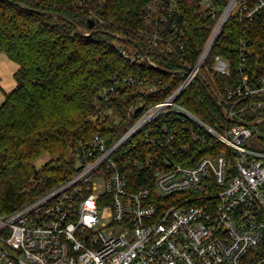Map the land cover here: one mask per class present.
Wrapping results in <instances>:
<instances>
[{
	"label": "built area",
	"instance_id": "obj_1",
	"mask_svg": "<svg viewBox=\"0 0 264 264\" xmlns=\"http://www.w3.org/2000/svg\"><path fill=\"white\" fill-rule=\"evenodd\" d=\"M206 1L144 7L150 29L137 33L147 53L174 57L181 82L164 100L132 104L124 114L110 106L116 88L146 83L144 94L153 96L161 89L156 80L118 77L99 94L93 120L114 125L76 146L69 179L0 215V264H264V124L258 133L239 123L264 120L246 119L264 115V62L262 74L251 69L245 40L236 62L214 52L230 21L248 29L264 19V0H217L220 16L203 10ZM192 3L210 33L188 58L194 38L182 13ZM132 44L134 53L117 50L131 63L156 66ZM195 81L227 113L219 128L180 102Z\"/></svg>",
	"mask_w": 264,
	"mask_h": 264
},
{
	"label": "trees",
	"instance_id": "obj_2",
	"mask_svg": "<svg viewBox=\"0 0 264 264\" xmlns=\"http://www.w3.org/2000/svg\"><path fill=\"white\" fill-rule=\"evenodd\" d=\"M150 1L0 0V53L20 65L15 73L17 87L4 92L5 101L0 105V215L12 213L73 175L76 146L93 134H105L114 125L108 120L94 121L93 115L99 94L110 88L115 78H147L156 80L161 88L146 96V83L118 86L110 106L123 114L132 104L147 107L164 100L181 82L174 57L159 50L147 53L146 42L137 33L150 29L143 19V9ZM94 14L103 22L97 21L91 28L89 19ZM202 15L196 3L182 13L185 27L194 38L187 42L188 58L198 54L210 33ZM77 28L85 34L94 33L81 36ZM122 38L142 47L156 66L124 58L117 46L135 47ZM241 40L248 44L251 69L262 74L264 19H256L248 29L230 21L214 52L236 62ZM216 81L223 85V78L216 77ZM180 102L216 128L223 121L217 99L200 81L191 83ZM259 116L264 117L255 114L246 119ZM121 125L125 127L128 122ZM47 155L51 159L37 168L36 162Z\"/></svg>",
	"mask_w": 264,
	"mask_h": 264
},
{
	"label": "rangeland",
	"instance_id": "obj_3",
	"mask_svg": "<svg viewBox=\"0 0 264 264\" xmlns=\"http://www.w3.org/2000/svg\"><path fill=\"white\" fill-rule=\"evenodd\" d=\"M203 10H212L216 12L217 16H220L224 11L222 5H219L217 0H207L203 5ZM117 43V41L115 42ZM119 45V43H117ZM129 49V48H127ZM132 53L135 49H129ZM20 69V65L10 60L5 53H0V105L5 101L4 92H11L17 87V82L15 80V73ZM255 131L259 133L261 127H253ZM50 156H45L36 162L37 168L44 166L49 160Z\"/></svg>",
	"mask_w": 264,
	"mask_h": 264
},
{
	"label": "water",
	"instance_id": "obj_4",
	"mask_svg": "<svg viewBox=\"0 0 264 264\" xmlns=\"http://www.w3.org/2000/svg\"><path fill=\"white\" fill-rule=\"evenodd\" d=\"M41 15H53V13H47V12H43V11H35ZM56 16H59V15H56ZM89 25L91 28H94L96 26V23L93 19H89ZM94 33V32H93ZM93 33H90V34H85L80 28H77V34L78 35H81V36H85V37H90L93 35ZM111 36H115L113 34H110ZM122 40L124 41H127V42H131L133 43V40L131 39H128V38H122ZM220 109H221V112L224 116L227 117V113L223 110V108L220 106ZM240 124H244V125H249V126H252V127H256V126H259V125H263L264 124V120H259V121H255V122H247V121H242V122H239Z\"/></svg>",
	"mask_w": 264,
	"mask_h": 264
}]
</instances>
